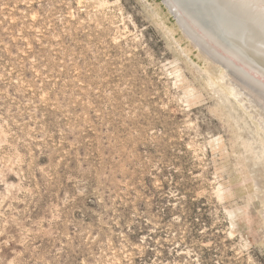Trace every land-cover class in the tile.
Segmentation results:
<instances>
[{"label": "rangeland", "instance_id": "rangeland-1", "mask_svg": "<svg viewBox=\"0 0 264 264\" xmlns=\"http://www.w3.org/2000/svg\"><path fill=\"white\" fill-rule=\"evenodd\" d=\"M166 3L0 0V264H264L260 106Z\"/></svg>", "mask_w": 264, "mask_h": 264}, {"label": "bare ground", "instance_id": "bare-ground-1", "mask_svg": "<svg viewBox=\"0 0 264 264\" xmlns=\"http://www.w3.org/2000/svg\"><path fill=\"white\" fill-rule=\"evenodd\" d=\"M166 1L185 33L228 70L264 117V0Z\"/></svg>", "mask_w": 264, "mask_h": 264}, {"label": "water", "instance_id": "water-1", "mask_svg": "<svg viewBox=\"0 0 264 264\" xmlns=\"http://www.w3.org/2000/svg\"><path fill=\"white\" fill-rule=\"evenodd\" d=\"M166 3V0H164ZM167 4V3H166ZM168 6V5H167ZM169 7V6H168ZM169 9L171 10V12L175 15V17H177L178 15L176 14L175 10L171 8V6L169 7ZM202 48V47H201Z\"/></svg>", "mask_w": 264, "mask_h": 264}]
</instances>
